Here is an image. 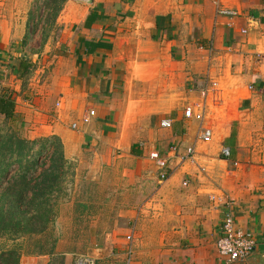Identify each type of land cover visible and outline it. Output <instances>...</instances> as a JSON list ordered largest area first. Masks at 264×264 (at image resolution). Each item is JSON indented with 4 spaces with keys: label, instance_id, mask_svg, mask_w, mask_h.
Wrapping results in <instances>:
<instances>
[{
    "label": "crops",
    "instance_id": "crops-1",
    "mask_svg": "<svg viewBox=\"0 0 264 264\" xmlns=\"http://www.w3.org/2000/svg\"><path fill=\"white\" fill-rule=\"evenodd\" d=\"M216 1L65 0L48 18L45 0H0V90L15 95L21 133L59 138L91 170L114 159L146 174L150 195L121 244L132 236L130 264H228L215 246L225 201L256 241L231 264H264V0H219L233 17ZM189 146L195 162L181 159ZM151 151L170 162L164 181Z\"/></svg>",
    "mask_w": 264,
    "mask_h": 264
},
{
    "label": "rangeland",
    "instance_id": "rangeland-1",
    "mask_svg": "<svg viewBox=\"0 0 264 264\" xmlns=\"http://www.w3.org/2000/svg\"><path fill=\"white\" fill-rule=\"evenodd\" d=\"M21 136L24 135L21 133ZM91 158L85 154L82 163L68 159L72 163L73 181H66L67 187L58 201L57 217L46 233L16 240L0 238L1 248L16 250L24 256V261L31 260L30 257H46L45 264H48L51 258L47 255L25 254L35 251L38 241L46 249L55 243L58 253L55 258L61 253L64 261L67 257L72 264L79 257H87L93 264H123L122 239L150 195L148 180L146 174L134 175L131 165L124 167V175L123 166L114 159L91 170Z\"/></svg>",
    "mask_w": 264,
    "mask_h": 264
},
{
    "label": "trees",
    "instance_id": "trees-1",
    "mask_svg": "<svg viewBox=\"0 0 264 264\" xmlns=\"http://www.w3.org/2000/svg\"><path fill=\"white\" fill-rule=\"evenodd\" d=\"M64 1L45 0V8L52 9L48 18ZM14 109V93L0 90V238L9 240L45 234L57 217L66 181H73L72 163L65 157L60 139L22 137ZM35 249L25 255H47L51 258L48 264H64L61 253L55 258V243L46 249L38 241ZM21 256L16 250L1 252L0 264H20Z\"/></svg>",
    "mask_w": 264,
    "mask_h": 264
},
{
    "label": "built area",
    "instance_id": "built-area-1",
    "mask_svg": "<svg viewBox=\"0 0 264 264\" xmlns=\"http://www.w3.org/2000/svg\"><path fill=\"white\" fill-rule=\"evenodd\" d=\"M86 1V0H80ZM217 0L215 3L216 15L218 16H227L233 17L236 15V12L230 9L223 7L218 3ZM207 88H203L200 91V96L205 99L207 96ZM94 110H91L83 115V122H87L90 117L94 116ZM184 116L186 118H193L195 120H201L203 113L202 111L194 112L191 107H186L184 110ZM171 123L169 121H164L161 123L162 127H170ZM72 129H76V125L71 126ZM212 138V131L210 129H203L200 134V139L202 142L208 143ZM171 152L176 154V148H171ZM221 156L223 159H228L231 156V150L229 147L225 146L221 148ZM149 159L154 163L156 169L159 173V178L161 181L166 180L170 175L169 169V160L168 158L162 157L158 152L151 151L149 153ZM182 160H188L189 162H195V149L193 146H189L185 149L183 155H181ZM202 171V170H201ZM227 206V211L225 212L221 226L219 228V236L215 242L216 250L218 254L226 260V263L231 264L236 261H243L247 259L252 252L255 250L256 241L251 234L245 232L243 229L237 226L235 212L232 209L231 201H225ZM131 239L132 236L128 235L126 237L127 242L129 243L124 257V263L130 264L131 261ZM74 264H93V261L87 257H79L76 259Z\"/></svg>",
    "mask_w": 264,
    "mask_h": 264
},
{
    "label": "water",
    "instance_id": "water-1",
    "mask_svg": "<svg viewBox=\"0 0 264 264\" xmlns=\"http://www.w3.org/2000/svg\"><path fill=\"white\" fill-rule=\"evenodd\" d=\"M91 1H92V0H86L85 2H86V3H90Z\"/></svg>",
    "mask_w": 264,
    "mask_h": 264
}]
</instances>
